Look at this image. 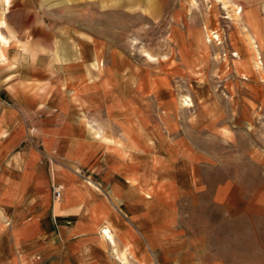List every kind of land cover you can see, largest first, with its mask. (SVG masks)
Segmentation results:
<instances>
[{"label":"rangeland","instance_id":"374dc122","mask_svg":"<svg viewBox=\"0 0 264 264\" xmlns=\"http://www.w3.org/2000/svg\"><path fill=\"white\" fill-rule=\"evenodd\" d=\"M0 20L6 21L10 43L6 47L7 57L10 55L0 60V68L11 77L6 85L7 78L0 79V104L16 108L25 135L17 147L0 157L11 173L8 177L20 180L29 157L35 154L32 166L36 170H50L52 165L81 169L78 173L91 189L109 192L101 183L103 161L80 168L44 151L41 137L45 127L31 117L44 109L57 114L60 108L69 120V115L86 117L80 127H89L93 137L100 132L108 150L118 140L111 127L125 131L127 145L137 150H154L165 137L168 143L173 141L176 151L156 150L152 157L148 155L153 166L152 190L169 192L173 198L169 207L182 212L180 218L189 231L203 236L206 244L212 240V250L229 258L233 249L226 245L232 241V233L227 241L210 238L211 207L201 193L227 180L236 197L264 199V0H10L9 4L0 0ZM83 39L99 49L105 68L101 74L88 57L86 65L80 66L84 83L106 78V88L115 85L118 93L113 98L97 93L90 104L94 108H86L84 114L71 98L73 88L67 87L58 90L55 106L37 111L29 81L32 69L39 63L58 73L66 58L65 48L67 60L78 62L76 48ZM133 98L145 101L138 106L147 108L150 121L130 109ZM20 99L24 102H16ZM105 106L115 124L104 119ZM162 167L167 171L163 181ZM140 170L144 176L147 168ZM198 178L201 189L195 188L198 192L194 194L189 184ZM63 191V185L57 183L52 201L53 197L60 199ZM243 200L239 207L251 202ZM14 205L8 203V209ZM193 208L202 209V214ZM57 220L61 225L65 219ZM4 222L0 227L7 226L10 244L12 233L18 242L25 238L20 217L8 215ZM106 227L111 229L109 225L101 229L102 240L107 237L102 232ZM237 243L238 238L233 241ZM109 256L120 261L113 250ZM21 258L26 264L45 261L42 253ZM121 258L128 261V256ZM17 260L12 256L11 264H18ZM153 260L158 264L155 257Z\"/></svg>","mask_w":264,"mask_h":264},{"label":"crops","instance_id":"0c3cea01","mask_svg":"<svg viewBox=\"0 0 264 264\" xmlns=\"http://www.w3.org/2000/svg\"><path fill=\"white\" fill-rule=\"evenodd\" d=\"M5 1L10 3V0ZM6 25V21L0 20L2 61L10 55H6V47L10 45ZM72 50L73 48L69 49V52L72 53ZM98 51L99 49L91 47L88 39H83V43L76 48L79 61H68L69 53L65 48L66 58H62L64 63L58 73L36 64L29 81L32 82L30 87L34 89L33 102L39 105L37 111L55 106L58 90L62 92L67 87L73 88L71 98L83 111L94 108L90 104L94 103L97 93L115 97L118 88L114 85L107 89L104 83L106 78L104 81L98 79L93 83H84V72L83 69L80 72V66L86 65L88 57L98 66L101 74L105 72L104 65L100 63L101 53ZM2 72L0 68V79L7 78L3 85L9 84V71L5 74ZM107 73L111 77L110 72ZM45 88H49L48 91L45 92ZM142 102L145 103L133 98L130 109L135 108L141 113V117L150 121L147 108L143 106L142 110L138 106ZM104 108V119L115 124V118L109 114L107 106ZM83 113L87 114L86 111ZM31 117L35 124L40 123L46 128L41 137L45 152L56 153L75 162L80 168H91L95 163L98 165L103 161L101 183L108 187L109 192L91 189L79 175L78 170L81 173V169L72 171L70 168H55L52 165L50 170H36L32 166L36 159L35 154L29 157V162L19 175L20 180L9 178L11 173L5 170L8 167L0 160V222L5 224L8 215L20 217L19 226L25 232V238L19 242L12 233L13 244H10L5 229L7 226L0 227V264H11V257L14 255L18 258V264H26L21 257L27 259L36 253H42L45 260L43 264H155L154 257L158 264H264V199L246 196L244 200L251 202L245 204L247 207H239L238 203L243 199L230 191L227 180H222L215 184L219 185L201 193L211 207L208 212L211 223L210 238L214 236L215 240L227 241L228 234L232 233V241L228 240L230 244L226 246H230L233 253L228 258L212 250V240L206 244L203 236L189 231L187 224L180 218L182 212L169 207V202L173 199L169 192L152 190L151 152H175L172 140L169 145L164 137L154 150L153 147L147 151L137 150L127 145L125 131L120 133L111 127L110 131L114 132L113 135L118 140L108 150L100 132L93 137L89 127H80L86 117L78 115L75 118L69 115V120L66 112L60 108L57 114L44 109V112L32 114ZM119 120L125 119L119 117ZM21 126V116L16 108L0 104V157L22 142L25 135ZM166 155L163 154L164 157ZM142 167L147 168L144 176L140 170ZM162 171L163 176H160L163 181L167 171L163 167ZM57 183L63 185V195L58 200L53 197L52 201L53 187ZM189 188L197 194L198 191L195 192L194 189H201V180L198 178L190 182ZM262 191L264 192V188ZM13 202L15 205L10 211L8 203ZM258 205L262 206L258 207L262 213H256L258 210L255 206ZM193 211L202 214V209L193 208ZM71 216L74 219H69ZM214 216L219 217V220H215ZM58 217L65 219L61 225L58 224ZM107 225L111 229L106 227L102 232L110 229L114 241L108 237H103L104 240L100 238L101 229ZM212 229L215 230L214 233ZM237 238L239 243L234 245L233 241ZM110 250H113V254L120 261L110 258ZM127 256V262L122 260L121 257Z\"/></svg>","mask_w":264,"mask_h":264},{"label":"bare ground","instance_id":"6f19581e","mask_svg":"<svg viewBox=\"0 0 264 264\" xmlns=\"http://www.w3.org/2000/svg\"><path fill=\"white\" fill-rule=\"evenodd\" d=\"M240 8V7H239ZM240 12V11H239ZM260 39V38H259ZM261 39H262V37H261ZM257 47H258V45H257ZM150 57H152L151 55H149ZM261 65V64H260ZM81 118V117H80ZM83 118V117H82ZM104 233L107 235V237L108 238H110L111 240L113 239V235H112V233H111V231H110V229H106L105 231H104Z\"/></svg>","mask_w":264,"mask_h":264},{"label":"built area","instance_id":"2783aa9c","mask_svg":"<svg viewBox=\"0 0 264 264\" xmlns=\"http://www.w3.org/2000/svg\"><path fill=\"white\" fill-rule=\"evenodd\" d=\"M58 195L60 194V190L57 191Z\"/></svg>","mask_w":264,"mask_h":264}]
</instances>
